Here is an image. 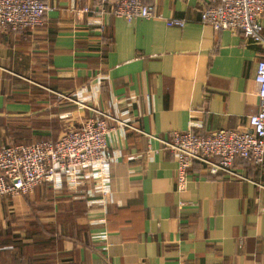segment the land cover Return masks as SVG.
I'll return each instance as SVG.
<instances>
[{
	"label": "crops",
	"instance_id": "obj_1",
	"mask_svg": "<svg viewBox=\"0 0 264 264\" xmlns=\"http://www.w3.org/2000/svg\"><path fill=\"white\" fill-rule=\"evenodd\" d=\"M45 1L35 31L0 32V148L56 142L88 107L129 126L109 121L107 193L44 183L0 197V264H264V163H239V179L196 162L179 193L177 159L156 138L249 128L262 47L203 23L205 0H143L162 17L132 22L109 4L79 11L94 0Z\"/></svg>",
	"mask_w": 264,
	"mask_h": 264
},
{
	"label": "built area",
	"instance_id": "obj_2",
	"mask_svg": "<svg viewBox=\"0 0 264 264\" xmlns=\"http://www.w3.org/2000/svg\"><path fill=\"white\" fill-rule=\"evenodd\" d=\"M95 5H84L83 13L111 12L132 22L135 18H161L151 4L143 0H94ZM208 6L201 13V21L215 30H242L247 39L260 45L264 52V0H205ZM52 7L45 0H0V32L35 31L44 23ZM168 26L183 27L184 20L169 18ZM254 93L259 99V110L249 117V128L219 129L199 134L193 129L175 131L167 139H159L177 159V190L184 193L188 186V171L195 162L204 165L208 175L219 174L246 179L237 171L239 163L259 166L264 163V53L258 62ZM84 107L87 105L82 104ZM94 115L78 127L62 132L56 142L36 141L32 144L7 145L0 148V197L27 195L40 184H51L56 191H109V170L116 154L110 149V137L116 126H129L125 120L93 109ZM150 138H155L149 134ZM106 235L103 236V238ZM111 243H108L110 246Z\"/></svg>",
	"mask_w": 264,
	"mask_h": 264
},
{
	"label": "trees",
	"instance_id": "obj_3",
	"mask_svg": "<svg viewBox=\"0 0 264 264\" xmlns=\"http://www.w3.org/2000/svg\"><path fill=\"white\" fill-rule=\"evenodd\" d=\"M196 163V162H195ZM199 163V162H198ZM202 165V164H201ZM46 184V183H45ZM28 195V194H27Z\"/></svg>",
	"mask_w": 264,
	"mask_h": 264
}]
</instances>
